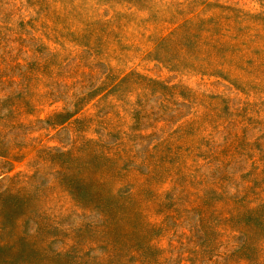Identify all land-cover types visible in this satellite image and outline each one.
Instances as JSON below:
<instances>
[{"label":"rangeland","instance_id":"1","mask_svg":"<svg viewBox=\"0 0 264 264\" xmlns=\"http://www.w3.org/2000/svg\"><path fill=\"white\" fill-rule=\"evenodd\" d=\"M0 264H264V0H0Z\"/></svg>","mask_w":264,"mask_h":264}]
</instances>
